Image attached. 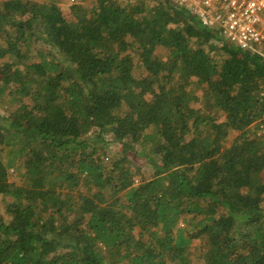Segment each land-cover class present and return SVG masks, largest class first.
Returning a JSON list of instances; mask_svg holds the SVG:
<instances>
[{"label": "trees", "instance_id": "obj_1", "mask_svg": "<svg viewBox=\"0 0 264 264\" xmlns=\"http://www.w3.org/2000/svg\"><path fill=\"white\" fill-rule=\"evenodd\" d=\"M262 94L175 0H0V264H264Z\"/></svg>", "mask_w": 264, "mask_h": 264}, {"label": "built area", "instance_id": "obj_2", "mask_svg": "<svg viewBox=\"0 0 264 264\" xmlns=\"http://www.w3.org/2000/svg\"><path fill=\"white\" fill-rule=\"evenodd\" d=\"M203 24L219 28L233 44L264 60V0H175ZM264 96V94H262ZM264 134V126H261Z\"/></svg>", "mask_w": 264, "mask_h": 264}, {"label": "rangeland", "instance_id": "obj_3", "mask_svg": "<svg viewBox=\"0 0 264 264\" xmlns=\"http://www.w3.org/2000/svg\"><path fill=\"white\" fill-rule=\"evenodd\" d=\"M62 13L64 15L65 20L71 22L73 19L70 16V11H69V5L67 3H64L62 5ZM208 97L205 96L204 94H197V97L195 98L194 102L191 101V103L194 104V106L201 107L202 109H205V104L208 103ZM42 107L41 105L37 106L35 108V111L29 114L28 116V124L31 128H36L38 123H39V118H38V112L41 110ZM202 112V111H201Z\"/></svg>", "mask_w": 264, "mask_h": 264}]
</instances>
